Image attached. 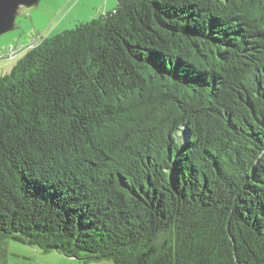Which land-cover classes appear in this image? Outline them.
Returning a JSON list of instances; mask_svg holds the SVG:
<instances>
[{"label":"trees","instance_id":"obj_1","mask_svg":"<svg viewBox=\"0 0 264 264\" xmlns=\"http://www.w3.org/2000/svg\"><path fill=\"white\" fill-rule=\"evenodd\" d=\"M86 264H264V0H116L0 75V240Z\"/></svg>","mask_w":264,"mask_h":264},{"label":"rangeland","instance_id":"obj_2","mask_svg":"<svg viewBox=\"0 0 264 264\" xmlns=\"http://www.w3.org/2000/svg\"><path fill=\"white\" fill-rule=\"evenodd\" d=\"M111 3H116V0H40L35 6L20 8L15 18V28L0 35V75L8 73L12 66L11 62L5 63V59H1L9 47H14L15 56L11 58L14 62V59L34 45L39 38L89 21L111 9ZM0 264L86 263L55 250L42 251L36 246L7 236L0 240ZM91 264L114 263L105 259Z\"/></svg>","mask_w":264,"mask_h":264},{"label":"water","instance_id":"obj_3","mask_svg":"<svg viewBox=\"0 0 264 264\" xmlns=\"http://www.w3.org/2000/svg\"><path fill=\"white\" fill-rule=\"evenodd\" d=\"M40 0H0V35L15 28V18L22 7L35 6Z\"/></svg>","mask_w":264,"mask_h":264},{"label":"built area","instance_id":"obj_4","mask_svg":"<svg viewBox=\"0 0 264 264\" xmlns=\"http://www.w3.org/2000/svg\"><path fill=\"white\" fill-rule=\"evenodd\" d=\"M15 55H14V47H9L8 48V50H7V52L6 53H4V55H3V57H7V58H12V57H14Z\"/></svg>","mask_w":264,"mask_h":264},{"label":"crops","instance_id":"obj_5","mask_svg":"<svg viewBox=\"0 0 264 264\" xmlns=\"http://www.w3.org/2000/svg\"><path fill=\"white\" fill-rule=\"evenodd\" d=\"M111 4H112L111 9H113L114 6H115V3H111ZM111 9H108V10H111ZM108 10H105V11H108ZM1 59H5V61H6L5 63H7V62H8V63H9V62L13 63V60H12L11 58H7V57L5 58V57H4V58H1ZM14 60H15V59H14ZM3 61H4V60H3ZM6 65H7V64H6Z\"/></svg>","mask_w":264,"mask_h":264},{"label":"flooded vegetation","instance_id":"obj_6","mask_svg":"<svg viewBox=\"0 0 264 264\" xmlns=\"http://www.w3.org/2000/svg\"><path fill=\"white\" fill-rule=\"evenodd\" d=\"M41 38H42V37H41ZM41 38H39V40H38V41H40V39H41ZM38 41H37V42H38Z\"/></svg>","mask_w":264,"mask_h":264}]
</instances>
